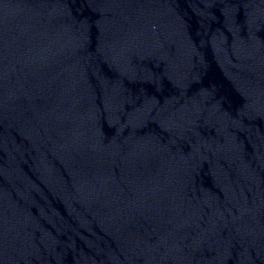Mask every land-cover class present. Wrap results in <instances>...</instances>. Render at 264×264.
Segmentation results:
<instances>
[{
    "label": "water",
    "instance_id": "1",
    "mask_svg": "<svg viewBox=\"0 0 264 264\" xmlns=\"http://www.w3.org/2000/svg\"><path fill=\"white\" fill-rule=\"evenodd\" d=\"M0 264H264V0H0Z\"/></svg>",
    "mask_w": 264,
    "mask_h": 264
}]
</instances>
